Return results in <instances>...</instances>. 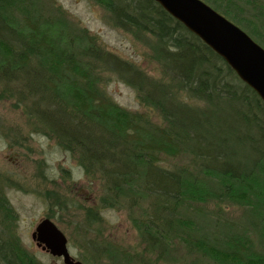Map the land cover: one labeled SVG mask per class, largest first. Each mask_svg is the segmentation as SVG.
<instances>
[{
  "label": "trees",
  "instance_id": "16d2710c",
  "mask_svg": "<svg viewBox=\"0 0 264 264\" xmlns=\"http://www.w3.org/2000/svg\"><path fill=\"white\" fill-rule=\"evenodd\" d=\"M46 1L0 0V97L22 106L100 185L99 206H79L88 227L101 222L102 209H125L142 247L103 241L83 259L264 264V102L257 92L156 1L90 0L107 24L144 45L158 79L108 53ZM202 1L264 49V0ZM113 76L160 124L110 98ZM209 202L244 206L249 223L210 211ZM13 219L0 193V264H42L10 230Z\"/></svg>",
  "mask_w": 264,
  "mask_h": 264
},
{
  "label": "rangeland",
  "instance_id": "374dc122",
  "mask_svg": "<svg viewBox=\"0 0 264 264\" xmlns=\"http://www.w3.org/2000/svg\"><path fill=\"white\" fill-rule=\"evenodd\" d=\"M49 1L65 11L73 25L82 26L90 35L96 36L97 42L108 53L137 66L147 76L161 77L159 65L148 58L144 45L127 32L107 24L105 13L95 3L90 0ZM106 88L115 103L124 109L145 113L160 124L158 113L143 108L134 89L119 78L111 77ZM32 118L23 112L22 106H14L12 100L0 97V193L9 200L14 211L9 228L15 232L21 247L42 264H64L61 258L37 247L31 237L37 223L50 215L68 239L70 255L83 264H89L83 258L93 253L91 246H101L103 241L115 242L133 252L134 249L141 250L138 232L125 209H102L99 212L101 222H93L88 227L79 206L98 207L100 185L83 174L81 166L55 139L43 134L40 128L36 129L30 122ZM176 159L181 160L166 158L163 163H173ZM184 162L187 163L186 159ZM207 207L210 211L220 209L228 220L241 225L249 223L250 216L244 206L228 202L216 208L215 202H209ZM85 230H89L87 235H84ZM251 235L259 244L258 235Z\"/></svg>",
  "mask_w": 264,
  "mask_h": 264
},
{
  "label": "water",
  "instance_id": "95a60500",
  "mask_svg": "<svg viewBox=\"0 0 264 264\" xmlns=\"http://www.w3.org/2000/svg\"><path fill=\"white\" fill-rule=\"evenodd\" d=\"M153 1L222 57L264 102V49L254 39L202 0ZM31 237L37 247L61 257L64 264H83L70 255L68 239L51 219L38 222Z\"/></svg>",
  "mask_w": 264,
  "mask_h": 264
}]
</instances>
